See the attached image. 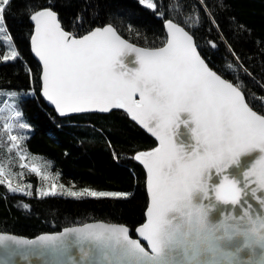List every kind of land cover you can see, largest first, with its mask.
Wrapping results in <instances>:
<instances>
[{"label":"snow or ice","instance_id":"obj_1","mask_svg":"<svg viewBox=\"0 0 264 264\" xmlns=\"http://www.w3.org/2000/svg\"><path fill=\"white\" fill-rule=\"evenodd\" d=\"M138 2L164 20L166 35L160 46L137 47L110 23L84 33L65 30L51 5H32L29 19L31 49L42 62L41 94L60 115L123 109L158 141L157 147L132 157L146 169V222L136 228L135 238L127 226L103 222L65 227L36 239L0 234V264H16L17 258L28 264L33 258L43 264H264V212L253 214L248 199L255 198L264 208V114L209 67L190 34L192 26L186 30L165 19L162 0ZM9 5L10 0H0V26ZM197 5H182L187 19L196 13L193 26H199L200 9L214 22V6L205 0ZM77 23L82 21L78 18ZM0 59L14 62L20 56L13 50ZM4 95L17 93L0 92ZM21 116L22 109L14 111V119ZM182 126L187 140L181 138ZM3 127L10 131L12 125ZM8 139L18 147L17 135ZM30 170L42 175L35 165ZM11 175L0 164V185L31 196V183L27 188L13 186ZM38 195L129 196L74 191L55 182Z\"/></svg>","mask_w":264,"mask_h":264},{"label":"trees","instance_id":"obj_2","mask_svg":"<svg viewBox=\"0 0 264 264\" xmlns=\"http://www.w3.org/2000/svg\"><path fill=\"white\" fill-rule=\"evenodd\" d=\"M162 3L165 19L172 18L186 30L192 26L190 34L210 68L238 87L247 102L252 100L250 106L264 114V0H205L214 6V22L200 9L199 26H193L196 13L187 19L188 12L182 6L198 7L197 0ZM32 5H51L65 30L84 33L110 23L127 41L142 47L160 46L166 35L164 20L138 0H10L3 23L20 59H0V92L18 93L21 118L30 125L25 151L46 160L65 184L129 196H26L0 185V232L31 239L65 227L107 222L127 226L135 237L136 228L146 220L149 198L146 173L132 157L138 151L153 149L157 143L121 109L107 115L60 118L48 108L41 98L42 70L31 52ZM78 18L82 24L77 23ZM0 49L1 57L2 45ZM24 93L32 94L23 96ZM13 128L14 133L18 132L16 122ZM29 178L38 181L32 174Z\"/></svg>","mask_w":264,"mask_h":264},{"label":"rangeland","instance_id":"obj_3","mask_svg":"<svg viewBox=\"0 0 264 264\" xmlns=\"http://www.w3.org/2000/svg\"><path fill=\"white\" fill-rule=\"evenodd\" d=\"M2 45L4 49V53L1 55L9 54L11 51L15 50L12 40L9 37V34L6 30V27L3 23L0 26V46ZM3 51L0 49V52ZM7 93V92H4ZM18 93L15 97L12 96H0V164H2L6 170V172H11L12 175L9 177L12 180L13 186L19 184L21 187L27 188V185L31 183L32 188L30 191L32 192L31 196H38L39 189L50 188L51 184L55 182L57 185H64L65 188H71L74 191H81L82 188H76L73 184H65L61 178L51 170L50 164L46 162L42 157L30 155L25 151L24 141L27 139L29 135L30 128H21L19 127L22 123H27L22 118L14 119V111L20 109L17 103ZM18 127V132L14 133L13 126ZM11 124V130H6L3 125ZM28 124V123H27ZM10 135H17L19 137L16 142L18 147L13 148L12 142L9 141L8 137ZM23 155L25 157L24 160L20 159V156ZM22 164H26L29 167H21ZM35 165L41 170L42 175L37 176L35 173H32L30 167ZM30 174L36 176L38 181L34 182L29 178ZM43 175H49L51 179L44 180ZM63 191V189H59ZM12 193V192H11ZM23 194V193H18ZM24 195V194H23ZM63 197H68L64 195ZM72 198V197H70ZM89 198V197H84ZM76 199V198H75Z\"/></svg>","mask_w":264,"mask_h":264},{"label":"water","instance_id":"obj_4","mask_svg":"<svg viewBox=\"0 0 264 264\" xmlns=\"http://www.w3.org/2000/svg\"><path fill=\"white\" fill-rule=\"evenodd\" d=\"M59 18V17H58ZM32 23V22H31ZM32 25H33V23H32ZM165 33H166V29H165ZM123 38V37H122ZM125 39V38H124ZM195 41V40H194ZM129 42V41H128ZM129 43H131V42H129ZM196 43V42H195ZM135 46H137V47H142V46H139V45H136V44H134ZM199 51V50H198ZM31 52H32V49H31ZM32 56H33V58H34V60L40 65V67H41V70H42V62L41 61H39V59H38V57H36L35 56V54L32 52ZM203 58V57H202ZM128 60H133V57H128L127 58ZM207 63V62H206ZM133 66H135V65H133ZM210 67V66H209ZM41 75H42V73H41ZM222 78H224V77H222ZM229 81V80H228ZM230 82V81H229ZM235 86V85H234ZM41 87H42V81H41ZM240 90V89H239ZM241 91V90H240ZM242 92V91H241ZM41 98L43 99V101L46 103V105L48 106V108L49 109H51V110H53L56 114H57V116H59L60 118H70V117H74V116H79V115H85V114H101V115H107V114H110L111 112H113V111H115V110H117V109H113V110H111L109 113H100V112H88V113H80V114H67V115H60L58 112H57V110L55 109V107L53 106V105H51L49 102H47L46 101V99L45 98H43V96H42V94H41ZM246 99V98H245ZM246 102H247V100H246ZM123 112H125L128 116H129V118H130V120L133 122V123H135L137 126H139L147 135H149L153 140H155V142L157 143V145H156V147L158 146V141L156 140V138L154 137V136H152L151 135V133H149L146 129H144L142 126H140L137 122H135V121H133L132 119H131V117H130V115L125 111V110H123V109H121ZM259 114V113H258ZM180 132H181V134H182V136H181V138L182 139H184V140H187V138H188V136H189V133L187 132V130L185 129V128H183V126L181 127V129H180ZM148 151H150V150H148ZM137 162V161H136ZM140 166H142V168L144 169V171H145V173H146V169L143 167V165L142 164H140L139 162H137ZM146 193H147V195H148V198H149V205H150V194H149V192H148V190H147V185H146ZM250 201H251V203L253 204V208L250 210V211H252L253 212V214H256L257 212H264V208H260V206L258 205V202L255 200V198H253V197H251V196H249V198H248ZM230 207V206H229ZM147 212V211H146ZM145 216H146V214H145ZM145 222H146V220H145ZM144 222V223H145ZM90 223H101V222H90ZM103 223H107V222H103ZM109 224H111V223H109ZM118 225H120V224H118ZM80 226H83V225H80ZM125 226V225H124ZM76 227H79V226H76ZM130 229V228H129ZM61 232V231H60ZM56 233H58V232H56ZM0 234H8V233H2V232H0ZM47 234H55V233H47ZM12 235V234H11ZM42 235H45V234H42ZM130 235H131V230H130ZM39 236H41V235H39ZM39 236H37V237H39ZM19 237H22V236H19ZM37 237H35V238H31V239H36ZM135 237H136V231H135ZM135 237H133V238H135ZM22 238H27V237H22ZM27 239H30V238H27ZM142 243H145L144 241H142ZM145 246H147L146 245V243H145ZM16 264H28V262H26V261H23V260H20L19 258H17V261H16ZM32 264H43V261H40V260H36L35 258H33L32 259Z\"/></svg>","mask_w":264,"mask_h":264}]
</instances>
